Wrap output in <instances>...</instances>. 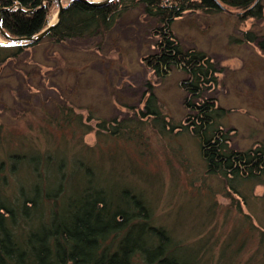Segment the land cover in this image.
I'll use <instances>...</instances> for the list:
<instances>
[{"label": "rangeland", "instance_id": "1", "mask_svg": "<svg viewBox=\"0 0 264 264\" xmlns=\"http://www.w3.org/2000/svg\"><path fill=\"white\" fill-rule=\"evenodd\" d=\"M54 2L49 23L58 11ZM222 5L219 12H185L173 32L215 62L218 82L207 96L224 109L218 122L230 147L245 150L264 145V16L244 18L243 9ZM250 30L258 39L242 40ZM156 39L148 18L135 9L104 40L29 47L0 68V123L41 149L66 141L61 146L69 155L82 152L97 165L99 183L110 193L126 186L137 192L154 224L171 234L191 264H264V185L207 170L181 83L187 75L174 68L159 76L148 65ZM0 40H6L1 33ZM150 88L159 118L145 114ZM61 94L87 125L75 134L61 136L48 119Z\"/></svg>", "mask_w": 264, "mask_h": 264}, {"label": "trees", "instance_id": "2", "mask_svg": "<svg viewBox=\"0 0 264 264\" xmlns=\"http://www.w3.org/2000/svg\"><path fill=\"white\" fill-rule=\"evenodd\" d=\"M223 3L243 9L244 18L264 16L262 0H116L100 6L74 0L63 10L61 22L39 41L0 44V68L43 42L59 46L73 39L104 40L128 12L140 9L157 38L148 65L159 76L174 68L187 75L181 83L186 104L195 112L191 126L207 170L264 185V145L230 147L228 133L218 122L224 109L207 96L218 82L215 62L204 50L182 45L173 32L174 22L185 12H219ZM54 5V0H0L2 26L12 37L34 35L49 24ZM257 39L253 30L243 33L242 40ZM259 45L264 51V40ZM59 96L48 119L61 136L75 134L87 125ZM145 108L146 115L160 117L152 88ZM12 127L0 123V264H191L171 234L154 224L137 192L126 186L110 193L99 183L97 165L84 153L69 155L61 146L66 141L41 149ZM41 131L49 140L55 138L49 127L41 126Z\"/></svg>", "mask_w": 264, "mask_h": 264}, {"label": "water", "instance_id": "3", "mask_svg": "<svg viewBox=\"0 0 264 264\" xmlns=\"http://www.w3.org/2000/svg\"><path fill=\"white\" fill-rule=\"evenodd\" d=\"M57 1H58L59 6H58V11H57L55 20L51 21L42 31L34 35L23 36V37H12L4 30L2 26V10L3 9L0 8V32L5 36V38H7L5 41L0 40V44H21V43H26V42H34V41H39L40 39L45 37L51 31V29L56 27L61 22L63 10L67 8L70 5V3L74 0H69L66 3H64L63 0H57ZM81 1H84L91 5L100 6V5L111 3L116 0H81Z\"/></svg>", "mask_w": 264, "mask_h": 264}, {"label": "bare ground", "instance_id": "4", "mask_svg": "<svg viewBox=\"0 0 264 264\" xmlns=\"http://www.w3.org/2000/svg\"><path fill=\"white\" fill-rule=\"evenodd\" d=\"M54 20H55V19H54ZM54 20H53V21H54Z\"/></svg>", "mask_w": 264, "mask_h": 264}]
</instances>
